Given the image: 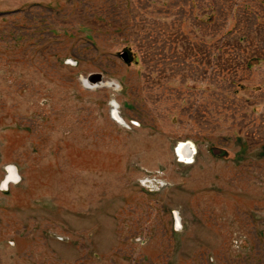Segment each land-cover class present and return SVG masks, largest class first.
I'll list each match as a JSON object with an SVG mask.
<instances>
[{
  "label": "rangeland",
  "instance_id": "rangeland-1",
  "mask_svg": "<svg viewBox=\"0 0 264 264\" xmlns=\"http://www.w3.org/2000/svg\"><path fill=\"white\" fill-rule=\"evenodd\" d=\"M0 264H264V0H0Z\"/></svg>",
  "mask_w": 264,
  "mask_h": 264
},
{
  "label": "bare ground",
  "instance_id": "bare-ground-1",
  "mask_svg": "<svg viewBox=\"0 0 264 264\" xmlns=\"http://www.w3.org/2000/svg\"><path fill=\"white\" fill-rule=\"evenodd\" d=\"M113 103V102H112ZM113 110L112 113L114 114V117L121 123H124L123 118L119 115V112L117 110V106L115 104H112ZM194 153V147L190 141L182 142L178 146V154L181 157V160H190L192 155ZM13 177V172L11 171L10 175L7 176V178L3 181V185H6L10 180V178ZM177 223H179V217L177 216Z\"/></svg>",
  "mask_w": 264,
  "mask_h": 264
},
{
  "label": "water",
  "instance_id": "water-1",
  "mask_svg": "<svg viewBox=\"0 0 264 264\" xmlns=\"http://www.w3.org/2000/svg\"><path fill=\"white\" fill-rule=\"evenodd\" d=\"M177 151H178V149H177Z\"/></svg>",
  "mask_w": 264,
  "mask_h": 264
}]
</instances>
